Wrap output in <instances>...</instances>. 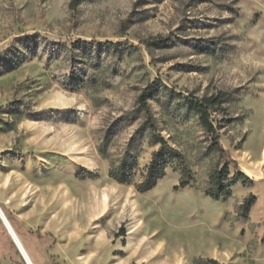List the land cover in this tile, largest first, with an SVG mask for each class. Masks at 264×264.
<instances>
[{
	"label": "rangeland",
	"instance_id": "374dc122",
	"mask_svg": "<svg viewBox=\"0 0 264 264\" xmlns=\"http://www.w3.org/2000/svg\"><path fill=\"white\" fill-rule=\"evenodd\" d=\"M71 1L0 0V208L35 264H264V0ZM215 95L224 159L184 102ZM152 135L194 187L138 191ZM228 161L248 180L211 200Z\"/></svg>",
	"mask_w": 264,
	"mask_h": 264
},
{
	"label": "trees",
	"instance_id": "16d2710c",
	"mask_svg": "<svg viewBox=\"0 0 264 264\" xmlns=\"http://www.w3.org/2000/svg\"><path fill=\"white\" fill-rule=\"evenodd\" d=\"M75 4L76 0H72L70 6H74ZM156 83L157 82H154L152 85H148L142 91V94L138 99V102L142 106H145L146 100L155 91ZM223 98V95L204 97L200 100L184 97L185 104L198 115L199 122L203 130L211 138L212 145L218 152L221 159L229 157V153L225 151L219 144V135L217 132V128L213 125L210 119V111L217 108L221 104ZM148 127L152 129L153 125L148 124ZM151 141L153 145H159V149L152 153L151 161L148 166H146L145 173L142 176L143 179L136 185L138 191L145 193L152 190L157 182L163 178L166 169L169 167L178 169L180 171L181 177L178 183L179 189L194 187L195 184L191 183V172L186 167L182 155L177 150L171 148L167 144V142L159 135H152ZM231 163L235 166L236 174L232 178H229V165ZM109 175L118 183H130L131 173H129L128 168L125 166L112 168L109 172ZM247 180V177L243 173L238 171L236 163L234 161H228L227 163L223 164V167L221 169L216 168L210 172L207 182L201 187V191L211 200L219 201L220 199L230 195L231 186L235 182H245ZM11 226L15 231L16 229L13 226V223L11 224ZM16 233H18L17 230ZM205 264L219 263H217L215 260L210 259L205 261Z\"/></svg>",
	"mask_w": 264,
	"mask_h": 264
},
{
	"label": "water",
	"instance_id": "95a60500",
	"mask_svg": "<svg viewBox=\"0 0 264 264\" xmlns=\"http://www.w3.org/2000/svg\"><path fill=\"white\" fill-rule=\"evenodd\" d=\"M0 217H1V220H2L6 230L8 231V234L10 235V238H11L13 244L15 245L17 251L19 252L20 256L22 257L24 263L28 264L26 259L22 255V252H21V249H20L21 247H19L20 244H19V242H18V240L16 238L15 232L12 230V228H11L8 220L6 219L5 215L3 214V211H2L1 208H0Z\"/></svg>",
	"mask_w": 264,
	"mask_h": 264
},
{
	"label": "bare ground",
	"instance_id": "6f19581e",
	"mask_svg": "<svg viewBox=\"0 0 264 264\" xmlns=\"http://www.w3.org/2000/svg\"><path fill=\"white\" fill-rule=\"evenodd\" d=\"M3 214H4V212H3ZM4 215H5V214H4ZM5 217H6V216H5ZM6 219H7V217H6ZM7 220H8V219H7ZM0 221L2 222L1 217H0ZM8 222H9V220H8ZM2 224H3V222H2ZM9 224H10V222H9ZM3 226H4V224H3ZM10 226H11V224H10ZM4 227H5V226H4ZM11 228H12V230L14 231V229H13L12 226H11ZM5 229H6V228H5ZM6 231H7V230H6ZM14 232H15V231H14ZM7 233H8V231H7ZM8 235H9V234H8ZM15 235H16V238H17L19 244H20L19 247H21L20 249H21V252H22L23 257L26 259V261H27L28 264H33V262L31 261L29 255L27 254V252H26L24 246L22 245V243H21V241H20V239L18 238V236H17L16 233H15ZM9 236H10V235H9Z\"/></svg>",
	"mask_w": 264,
	"mask_h": 264
},
{
	"label": "crops",
	"instance_id": "0c3cea01",
	"mask_svg": "<svg viewBox=\"0 0 264 264\" xmlns=\"http://www.w3.org/2000/svg\"><path fill=\"white\" fill-rule=\"evenodd\" d=\"M1 222V221H0ZM1 224H2V222H1ZM3 225V224H2ZM4 227V226H3ZM4 229H5V227H4ZM6 230V229H5ZM7 232V231H6ZM16 233V232H15ZM8 234V233H7ZM9 236V235H8ZM18 236V235H17ZM10 237V236H9ZM18 238H19V236H18ZM11 239V238H10ZM20 239V238H19ZM21 241V240H20ZM22 243V242H21ZM22 245H23V243H22ZM24 246V248H25V250H26V252H27V254L29 255V257H30V259H31V261L33 262V264H35V262L33 261V259H32V257L30 256V254L28 253V251H27V249H26V247H25V245H23Z\"/></svg>",
	"mask_w": 264,
	"mask_h": 264
}]
</instances>
